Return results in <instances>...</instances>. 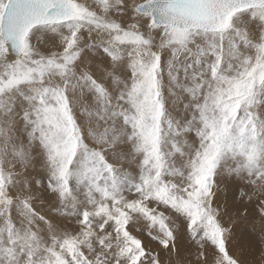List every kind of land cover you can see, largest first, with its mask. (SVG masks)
I'll list each match as a JSON object with an SVG mask.
<instances>
[{
    "label": "snow or ice",
    "instance_id": "1",
    "mask_svg": "<svg viewBox=\"0 0 264 264\" xmlns=\"http://www.w3.org/2000/svg\"><path fill=\"white\" fill-rule=\"evenodd\" d=\"M0 264H264V0H0Z\"/></svg>",
    "mask_w": 264,
    "mask_h": 264
}]
</instances>
